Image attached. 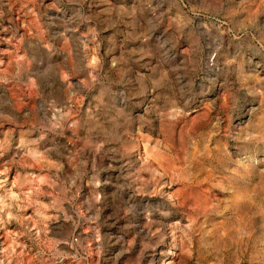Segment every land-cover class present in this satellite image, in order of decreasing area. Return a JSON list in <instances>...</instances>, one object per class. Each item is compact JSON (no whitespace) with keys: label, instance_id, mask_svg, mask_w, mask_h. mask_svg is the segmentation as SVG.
I'll use <instances>...</instances> for the list:
<instances>
[{"label":"rangeland","instance_id":"rangeland-1","mask_svg":"<svg viewBox=\"0 0 264 264\" xmlns=\"http://www.w3.org/2000/svg\"><path fill=\"white\" fill-rule=\"evenodd\" d=\"M61 1L0 0V264H264V0Z\"/></svg>","mask_w":264,"mask_h":264},{"label":"bare ground","instance_id":"bare-ground-1","mask_svg":"<svg viewBox=\"0 0 264 264\" xmlns=\"http://www.w3.org/2000/svg\"><path fill=\"white\" fill-rule=\"evenodd\" d=\"M63 1V0H62ZM61 1V2H62ZM18 2V1H17ZM34 2V1H33ZM35 3V2H34ZM62 5V4H61ZM33 6H35V5H33ZM80 6V5H79ZM16 7V6H15ZM32 9V8H31ZM34 10V9H33ZM41 12V11H40ZM14 13V12H13ZM16 14V13H15ZM32 14V13H31ZM52 15V14H51ZM48 24V23H47ZM55 26V25H54ZM3 41V40H2ZM86 42V41H85ZM1 48V47H0ZM75 49V48H74ZM89 49V48H88ZM20 52V51H19ZM3 57V56H2ZM90 58V57H89ZM68 59V58H67ZM98 73V72H97ZM97 79V78H96ZM95 82V81H94ZM32 96V95H31ZM84 100V99H83ZM93 108V107H92ZM70 119V118H69ZM180 137V136H179ZM151 143V142H150ZM167 143V142H166ZM140 149V148H139ZM171 150V149H170ZM160 158V157H159ZM154 159H155V157H154ZM158 159V158H157ZM155 162V161H154ZM158 164V163H157ZM117 165V164H116ZM12 169V168H11ZM1 171H3V170H1ZM9 178H10V176H9ZM6 185V184H5ZM164 189V188H163ZM179 193V192H178ZM228 195V194H227ZM127 196V195H126ZM153 197V196H152ZM172 197V196H171ZM174 199V198H173ZM176 199V198H175ZM157 200V199H156ZM129 202V201H128ZM163 203V202H162ZM128 204V203H127ZM146 207V206H145ZM157 209V208H156ZM159 209V208H158ZM158 212V211H157ZM164 214V213H163ZM167 214V213H166ZM168 215V214H167ZM164 216V215H163ZM154 217V216H153ZM173 218V217H172ZM172 218L170 219V220H172ZM161 221V220H160ZM167 222V221H166ZM165 223V222H164ZM148 235V234H147ZM160 238V237H159ZM169 239V238H168ZM153 241V240H152ZM164 249V248H163ZM155 259V258H154ZM159 264H164L163 263V260H160V263Z\"/></svg>","mask_w":264,"mask_h":264}]
</instances>
